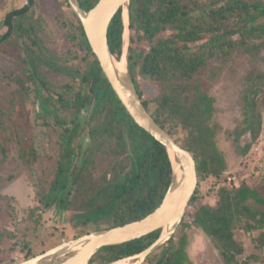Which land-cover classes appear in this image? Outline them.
<instances>
[{
    "label": "trees",
    "instance_id": "1",
    "mask_svg": "<svg viewBox=\"0 0 264 264\" xmlns=\"http://www.w3.org/2000/svg\"><path fill=\"white\" fill-rule=\"evenodd\" d=\"M97 1L78 0L85 11ZM32 3L27 0L0 20V49L16 57L20 68V73L0 78V169L32 171L40 159L37 128L51 129L57 136L58 159L47 191L40 188L39 203L69 212L74 227L91 226L95 231L145 217L160 204L171 181L165 147L127 113L77 15L60 22L69 46L52 48L44 37L45 23L31 11ZM129 29L127 68L145 108L193 156L198 179L220 176L226 161L216 144L220 125L204 77L236 56L264 50V0H130ZM122 33L120 9L107 31L116 59L122 53ZM137 75L156 84L158 92L143 98ZM247 81L241 119L227 131L241 155L259 139L264 107V74L251 72ZM83 110L87 117L81 125ZM84 133L90 143L81 151ZM244 135L250 140L241 146ZM102 161L106 164L96 173ZM17 176L0 173V183ZM195 199L196 190L188 205ZM185 214L178 225L181 233L149 254L145 264H191V227L209 238L222 264H252L248 258L239 260L244 245L235 238L236 228L256 233L253 242L264 252V196L257 188L246 183L220 187L213 205L197 207L190 222ZM160 232L102 247L90 263L111 264L135 256ZM13 237L0 227V245Z\"/></svg>",
    "mask_w": 264,
    "mask_h": 264
},
{
    "label": "rangeland",
    "instance_id": "2",
    "mask_svg": "<svg viewBox=\"0 0 264 264\" xmlns=\"http://www.w3.org/2000/svg\"><path fill=\"white\" fill-rule=\"evenodd\" d=\"M32 1V13L45 23L43 32L46 42L52 48L65 50L69 42L60 22L74 16L75 12L70 1ZM26 2L27 0H0V20L9 10L22 7ZM130 37L131 31L128 29L127 46ZM5 49L8 50V47ZM12 72L20 73L18 60L0 49V78L3 74ZM251 72L264 74V50L259 53L236 56L226 66L219 67L215 74H206L208 77H204V86L214 98V120L220 125L216 144L224 155L226 170L218 177L208 176L198 179L196 199L186 208L185 221L187 222H190L191 214L197 207L203 204L213 205L216 202L220 187L232 188L246 183L257 188L264 196V107L262 108L261 134L246 155L239 153L238 147L227 134V131L233 130L241 119V97L245 89L250 87L247 76ZM136 83L143 98L158 92L156 84L145 82L138 75ZM2 89L0 79V92ZM86 117L87 112L83 110L79 116L81 125H84ZM56 140L57 136L53 130L37 128L36 146L40 159L35 168L32 171H15L8 166L0 169V173L5 177L8 174L17 173L18 175L10 181L0 183V227L11 231L14 235L13 238H6L0 245V264H16L95 231L91 226L74 227L69 223V212L61 211L57 207L46 209L38 201L40 188L47 191L54 176L58 159ZM249 140V136L244 135L239 143L243 146ZM89 143L88 135L82 134L79 138L81 151L86 149ZM76 163L79 165V160ZM105 164L106 161L98 164L96 173L102 170ZM178 227L173 235L181 233ZM187 233L190 240L188 254L191 264H222L218 252L201 229L191 227ZM255 236L256 233H245L239 228L235 229V238L244 245V253L239 260L248 258L252 264H264V252L253 242ZM73 253L74 251L65 252L52 260H61ZM27 254H29L28 257H26ZM135 261L136 258L133 257L126 260L127 263Z\"/></svg>",
    "mask_w": 264,
    "mask_h": 264
},
{
    "label": "water",
    "instance_id": "3",
    "mask_svg": "<svg viewBox=\"0 0 264 264\" xmlns=\"http://www.w3.org/2000/svg\"><path fill=\"white\" fill-rule=\"evenodd\" d=\"M69 1L81 22L90 48L98 60L104 76L121 104L139 127L165 147L172 168L171 181L160 204L145 217L120 226L85 234L16 264H91L90 260L102 247L138 239L160 229L158 238L150 246L141 253L132 256L136 258L133 264H143L149 254L160 248L173 236L184 216L198 183L195 160L189 151L182 148L153 119L145 108L130 76L126 60L130 0H98L87 11L80 7L78 0ZM120 9H122L123 33L122 53L119 59L124 58L125 61L126 74L124 78L117 72L115 65L117 59L111 54L107 42L108 26ZM170 151L182 171L180 179L174 173ZM171 224H173L172 227H170ZM69 251H74V253L61 260H52L55 256Z\"/></svg>",
    "mask_w": 264,
    "mask_h": 264
},
{
    "label": "bare ground",
    "instance_id": "4",
    "mask_svg": "<svg viewBox=\"0 0 264 264\" xmlns=\"http://www.w3.org/2000/svg\"><path fill=\"white\" fill-rule=\"evenodd\" d=\"M126 15V13H125ZM115 65H116V69H117V72L118 74L124 78V75L126 74V68H125V61H124V58L123 59H117L115 60ZM170 156H171V159H172V162H173V168H174V173L175 175L177 176L178 179H180V176H182V171L180 169V166L179 164L175 161V157L173 155V153L170 151ZM174 223V222H172ZM173 224L170 225V227H172ZM128 258H125V259H121V260H118L112 264H133V263H127L126 260ZM131 261V260H130Z\"/></svg>",
    "mask_w": 264,
    "mask_h": 264
}]
</instances>
